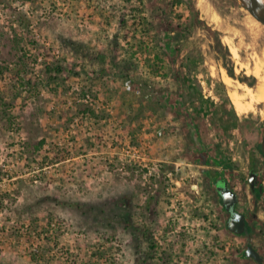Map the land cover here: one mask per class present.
Masks as SVG:
<instances>
[{
    "label": "rangeland",
    "instance_id": "obj_1",
    "mask_svg": "<svg viewBox=\"0 0 264 264\" xmlns=\"http://www.w3.org/2000/svg\"><path fill=\"white\" fill-rule=\"evenodd\" d=\"M171 1L0 0V264H264V103L238 113L222 79L264 83V25L237 0ZM226 167L262 262L220 219Z\"/></svg>",
    "mask_w": 264,
    "mask_h": 264
},
{
    "label": "trees",
    "instance_id": "obj_2",
    "mask_svg": "<svg viewBox=\"0 0 264 264\" xmlns=\"http://www.w3.org/2000/svg\"><path fill=\"white\" fill-rule=\"evenodd\" d=\"M182 0H172L171 2H169L168 4L169 5H174V4H176V3H179V2H181ZM138 10V9H137ZM151 14H153V13H151ZM158 16H160L159 14H158ZM26 17L25 16H23V17H19V20L22 22V23H24V25L25 26H27L28 25V22H29V20L28 19H25ZM124 22V21H123ZM134 24H136V22L134 23ZM139 24H141V26L143 27V30L144 31H148V30H152V24H153V22H152V20L150 19V18H148V17H142L141 18V20H140V22H139ZM184 33H183V31L180 29V27H178L177 28V30H176V32H175V35H174V42H175V50H180L181 49V47L179 46V44H180V42L183 40V38H184ZM12 40H13V43H12V47H13V49L15 50V51H18V50H20V51H23L22 49H21V47H20V43H21V41L22 40H24V37H23V35H20V34H18L17 33V31H15V33H14V36H13V38H12ZM31 39H29V41H30ZM216 48L218 49V50H222V47H221V42H220V40L219 39H217V41H216ZM24 55H25V53H21L20 55H17V59H18V61H20L18 64H21V63H24V60H23V58H24ZM164 55H166V53H164ZM167 60H163V58L160 56V55H157V57L155 58V60L152 62V64L151 65H153V73L154 74H163V75H165L167 72H168V70L170 69V65H169V67L167 66V62H166ZM168 61H169V59H168ZM7 68V66H4V65H0V73L1 72H3L5 69ZM64 65H62V64H58V63H54V64H50V65H47L46 66V69H47V72L49 73V80H54V79H56V75H52V73L53 72H57V74L58 73H60V72H62L63 70H64ZM229 74L230 75H233V71L230 69V71H229ZM23 80H24V77H23ZM145 80H146V78H141V80H138V82H142V83H144L145 82ZM31 81H29V79H27L26 80V83H30ZM23 83H24V81H23ZM145 83H147V82H145ZM144 83V84H145ZM253 83H251V85H252ZM222 97H223V100L224 101H226V100H229V97H228V94L226 93V91H224V93H223V95H222ZM227 102H229V101H227ZM232 103V102H231ZM235 110V109H234ZM233 110V111H234ZM41 142H43V141H41ZM199 159V158H198ZM199 160H201V159H199ZM206 160V159H205Z\"/></svg>",
    "mask_w": 264,
    "mask_h": 264
},
{
    "label": "water",
    "instance_id": "obj_3",
    "mask_svg": "<svg viewBox=\"0 0 264 264\" xmlns=\"http://www.w3.org/2000/svg\"><path fill=\"white\" fill-rule=\"evenodd\" d=\"M240 5L245 7L260 23L264 25V1L263 0H237ZM260 150L263 155L264 160V124H263V133L260 139ZM256 173L253 170H250L249 173V182L251 187H254ZM235 193L229 190L223 192V203H226V208L230 209L231 206H234ZM228 227L232 231L244 230L245 229V216L242 212L233 210L229 221ZM244 255L252 257L257 262H262L263 256L254 248L251 244H248L244 250Z\"/></svg>",
    "mask_w": 264,
    "mask_h": 264
},
{
    "label": "flooded vegetation",
    "instance_id": "obj_4",
    "mask_svg": "<svg viewBox=\"0 0 264 264\" xmlns=\"http://www.w3.org/2000/svg\"><path fill=\"white\" fill-rule=\"evenodd\" d=\"M263 164H264V160H263ZM251 170H253V169H251ZM223 172L224 173H222V175L215 176L213 179H210L208 184H209L210 188H212L211 190L213 191V194L217 195V197L219 198L220 206L223 208L222 216L220 219L224 220L226 228L229 231L236 233V234H242L245 236L246 247H247L248 244H251V241L248 237L250 234V230H251V226L249 225V221H248V215L239 206V195L234 188L235 187L234 181L230 178V175L232 173V169L230 167H228V168L226 167V168H224ZM249 173H250V170H249ZM255 173H256V176H255L253 188L251 187L250 182H249L250 192H251V194L261 195V193H262V188L260 186L261 181L259 182L260 174L258 172H255ZM225 190L232 191L236 195L235 200H234V206H231L230 209H227L226 203H223V192ZM234 209L242 212L245 216V229L244 230L232 231L228 227L227 223H228L229 218H230ZM254 248H256V247H254ZM256 249L258 250V248H256Z\"/></svg>",
    "mask_w": 264,
    "mask_h": 264
},
{
    "label": "bare ground",
    "instance_id": "obj_5",
    "mask_svg": "<svg viewBox=\"0 0 264 264\" xmlns=\"http://www.w3.org/2000/svg\"><path fill=\"white\" fill-rule=\"evenodd\" d=\"M227 42H229V41L227 40ZM229 44H230V42H229ZM234 46L230 45V50L232 51L231 53L234 54L233 56H237L238 55V51H237L238 49H236V47H234ZM253 72L257 76L260 74L259 73L260 68H259L258 64L255 67V69L253 70ZM222 79L229 86V88L231 87L229 89L228 93H229L230 99L233 103V106L238 113H242V112H245V111L253 108L254 107L253 104L255 102L264 103V83L263 82L261 84H258V86L255 89H253V87H250V86L243 84L241 82H235V80L232 79L224 70L222 72ZM239 89H242V91H240Z\"/></svg>",
    "mask_w": 264,
    "mask_h": 264
},
{
    "label": "built area",
    "instance_id": "obj_6",
    "mask_svg": "<svg viewBox=\"0 0 264 264\" xmlns=\"http://www.w3.org/2000/svg\"><path fill=\"white\" fill-rule=\"evenodd\" d=\"M123 85L126 90H132L135 92H139V89L137 90L134 89L133 83L130 78L125 79L123 82ZM89 99L91 98H90V95L87 93L85 100H89ZM158 133L161 134L162 132L159 131ZM125 151L132 159H135L136 157L140 156V149L138 147L130 146L129 144H127L125 147Z\"/></svg>",
    "mask_w": 264,
    "mask_h": 264
}]
</instances>
